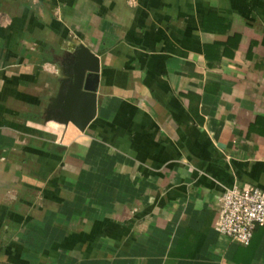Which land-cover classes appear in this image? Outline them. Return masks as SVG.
Returning <instances> with one entry per match:
<instances>
[{"label":"crops","instance_id":"crops-1","mask_svg":"<svg viewBox=\"0 0 264 264\" xmlns=\"http://www.w3.org/2000/svg\"><path fill=\"white\" fill-rule=\"evenodd\" d=\"M81 43L84 131L45 116ZM244 184L264 189V0H0V264H264V225L214 228Z\"/></svg>","mask_w":264,"mask_h":264},{"label":"water","instance_id":"water-1","mask_svg":"<svg viewBox=\"0 0 264 264\" xmlns=\"http://www.w3.org/2000/svg\"><path fill=\"white\" fill-rule=\"evenodd\" d=\"M60 72L59 89L50 98L45 116L53 115L55 119L72 123L84 131L97 113L100 58L81 43L67 65L61 66Z\"/></svg>","mask_w":264,"mask_h":264},{"label":"built area","instance_id":"built-area-1","mask_svg":"<svg viewBox=\"0 0 264 264\" xmlns=\"http://www.w3.org/2000/svg\"><path fill=\"white\" fill-rule=\"evenodd\" d=\"M257 225H264V189L250 184L226 189L219 198L215 230L249 245Z\"/></svg>","mask_w":264,"mask_h":264},{"label":"rangeland","instance_id":"rangeland-1","mask_svg":"<svg viewBox=\"0 0 264 264\" xmlns=\"http://www.w3.org/2000/svg\"><path fill=\"white\" fill-rule=\"evenodd\" d=\"M65 125H66V124H65ZM42 126L45 127V128H47V127H46L45 125H43V124H42ZM47 129H48L49 131L54 132V130L51 129V128H47ZM61 132H62V131H58V130L56 131V133H57L58 135H61Z\"/></svg>","mask_w":264,"mask_h":264}]
</instances>
